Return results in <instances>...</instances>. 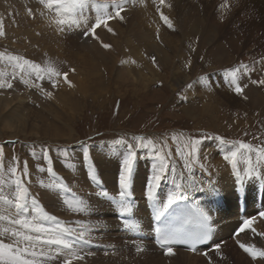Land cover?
<instances>
[{
  "label": "rangeland",
  "instance_id": "obj_1",
  "mask_svg": "<svg viewBox=\"0 0 264 264\" xmlns=\"http://www.w3.org/2000/svg\"><path fill=\"white\" fill-rule=\"evenodd\" d=\"M152 1L139 0L126 5L127 11L123 13L124 20L109 22V27L113 29L112 32L103 27L97 29V35L100 38L98 43L101 46L103 43L110 44L111 48L101 47L93 52L91 49L81 50L78 47L82 53L87 52L90 62L95 67L91 70H84L85 68L80 66L76 57H63L50 50L56 44L50 34H54L56 30L49 26L48 21L44 24L49 34H46L44 38L27 37L24 26L27 18L22 10L25 0H0V17L4 18L6 31V35L0 37V52L23 57L42 67L54 62L62 73H68V79L74 85L70 87L60 78L57 86L53 87L47 79L43 81L37 79L36 74L28 68L24 72L15 69V78H13L15 62L0 59V73H2L0 82L7 80L13 85L10 89L0 88V92L3 91L11 97L16 93H21L22 97L33 106L32 108L40 112L41 116H45L47 121L53 124L55 131L62 134L57 138L47 136L38 138L34 135L14 136L7 129L0 132V147H3L5 153V166L10 165L14 158L21 162V166L24 161H27L28 173L24 177L25 182L30 192L38 200L40 199V204L52 215L56 216L57 213L55 199L59 201L57 204L65 203L66 200L56 196L55 190L46 192L48 188L40 184V181H43L47 185L53 180L51 174L40 171V168L48 167V161L43 158L44 149H47L52 157V166L57 177L69 180L67 177L69 173L82 169L85 171L89 167L90 158L86 160L83 156L69 157L63 149L68 146L73 147L74 144L82 145L81 141L84 142L83 144L92 145L95 142H114L123 139L127 141V144H132L133 149L139 150L141 147L136 146L138 141L134 137L143 136L145 139H152L156 148L163 145L164 153L170 150L168 157L170 164L177 166L178 164L183 166L181 151L186 150L185 146L190 137L200 139L201 143L207 140L218 141L214 138H205L207 135L223 136L228 140L244 141L256 146L264 145V110L253 112L250 108H244V101L238 98L232 88L224 90L226 94L224 96L222 91L213 92L211 89L199 90L200 92L197 91L193 97L189 98L187 95L190 88L187 85L191 84L192 80L186 81L185 79L186 73L192 75L194 71H197L199 72L196 74L197 77L211 78V84L215 87L214 84L218 79L216 72H219L218 76L222 77L219 82L226 81L223 86L228 87V79L225 76L227 70L243 62L244 56H253V59L257 61L264 57V31L256 28L258 20L251 18V14L244 8L233 5L231 11L222 17L219 5L216 4H212L213 6L202 4L186 8L182 6L179 9L170 10L165 6H149ZM142 6H147L149 9ZM157 8L170 20L180 21L172 23L173 27L169 28L161 19ZM89 13L94 14V10L91 8ZM48 35L51 38H48ZM222 38L239 41L232 51L220 47L214 48ZM198 39H202L203 42L199 44L198 41L196 42ZM207 50L210 52H206ZM182 52L184 58L181 60ZM166 55L169 56L165 59ZM153 56L156 58L155 63L151 59ZM228 56L231 57L228 58ZM217 58H220V61ZM104 61L107 67L101 68ZM222 61L223 63H220ZM189 62L190 66H188ZM260 64L264 68V63ZM121 68L123 71L120 74L117 71ZM85 72L86 77L89 75V79L91 78L89 85L85 82L86 91L78 83V79L84 80L78 76L83 77ZM127 75L136 78L144 77L149 94L133 91L140 85L124 77ZM142 77L139 81H143ZM24 79H27L29 83L25 84ZM61 90L69 94V99H59ZM46 92H51L52 96H46ZM181 96H187V100L181 101ZM147 99L150 100L142 103ZM140 100H142V106L139 104ZM60 104H66V107L62 109ZM188 110L194 111V114L198 116L191 117ZM173 137L176 138L173 139ZM33 151L36 156L32 155ZM175 152L178 156L180 154L179 160L174 159ZM147 155L156 156L155 149L152 154ZM218 157L222 164L223 154ZM218 163L215 167L220 166ZM227 164L231 167L228 162ZM56 179L58 181V178ZM248 197L255 200L256 193L253 195L248 189ZM230 207L232 210L236 209L237 197L233 199ZM253 207L251 203L248 213L251 215L249 216L255 215ZM64 215H61L64 217L61 221H70ZM111 215L114 217L113 213ZM123 217V215L117 216L118 219ZM77 220H71V226L77 225ZM81 221L83 222V220L78 222ZM5 224L2 223V226L7 227L8 225ZM232 237L234 236L230 235L225 238L228 241L226 245L229 249L232 248L231 251L234 249L239 252L238 244ZM0 238H3L5 242H12L7 236ZM123 238L118 240L123 241L125 239ZM103 245L96 242L85 246L88 247L87 253L81 251L84 260L74 262V264H94L103 261L107 264H126L130 257L131 264H136L137 258L134 252L131 253L123 247L113 248L112 245L110 247ZM211 251L215 252L214 249ZM212 258L214 264L221 263L218 255ZM50 264H60V262L55 261Z\"/></svg>",
  "mask_w": 264,
  "mask_h": 264
},
{
  "label": "bare ground",
  "instance_id": "obj_2",
  "mask_svg": "<svg viewBox=\"0 0 264 264\" xmlns=\"http://www.w3.org/2000/svg\"><path fill=\"white\" fill-rule=\"evenodd\" d=\"M138 1L139 0H135V2ZM145 1L150 2L151 0H145ZM223 2L224 0H165V3L161 5L159 0H155V4L152 1L149 4V6H165L170 10H175L174 8L179 9L182 6H185L184 8H186L187 6H201L202 4H205L207 6H213L212 4L220 5ZM229 3L241 9L244 8V10H246L251 14V18L258 20V23L255 25L256 28L263 29L264 31V0H238V2L237 0H229ZM24 7L22 8V10L24 11L27 18V20L25 21L26 24L24 25L26 29L25 32L27 37L33 36L36 37L37 39L44 38L46 34H49L44 24L48 21V16L47 15L41 16L40 13L42 11L46 13L47 9L43 7V5L39 2V0H25ZM142 7L149 9V7L147 6H142ZM28 8H31L33 10L34 16L28 14V12L26 11ZM90 10L91 8L87 9L88 12H90ZM24 16L22 17L24 18ZM171 21L172 23H174V22H179L180 20H171ZM54 32H55L54 34L52 33L50 35L52 36L56 44L53 47L51 46L52 47L50 48L51 51L55 52L56 54L62 55L63 57H70V56L76 57L79 60L80 66L85 68L84 70H88V69L91 70V68H95L94 65L90 62L89 56H87V52L84 51V53H82L80 49L81 50L91 49L93 52H96L97 48L102 47L98 43L100 42V39L99 41H97L96 39L91 37L85 38L81 35V32L79 30L66 31L64 33H60L58 31H54ZM50 35H48V38H51ZM197 41L198 43L203 42L202 39H198L196 40V42ZM237 41L239 40L232 38H225V39L222 38L214 46V48L220 47L232 51ZM206 52H210V51L207 50ZM222 55H224V53ZM168 56L169 55H166L165 59ZM185 57H188V55H185ZM230 57L231 56H228V58ZM183 58L184 56L182 52L181 60ZM217 60L220 61V58H217ZM223 61L220 63H223ZM254 61L257 60L253 59V56H249V57L244 56L243 62H239L236 66H238L241 63L252 65ZM123 66L124 65H122V67ZM106 67L107 65L104 61V63L101 65V68H106ZM255 68L256 71L251 74L250 77L251 79H259L261 76H264V72H263L264 68L261 66L260 63L255 64ZM122 71L123 69L121 68L120 70L118 69L117 72L121 74ZM85 74L86 72L84 73L83 77L78 76V78L81 79L84 78V80L78 79V83L80 87L84 88V90L86 91L87 88L86 83L89 85L91 78L89 79L88 77L89 75L86 77ZM196 74H199V72L194 71L192 75L187 73L185 74L186 81L192 80L191 81L192 83L190 82L192 84V88L189 89L187 95L189 98L193 97L194 93H196L197 91L200 92L199 90H206V91L209 90V87L204 86L200 78H205L207 80V82L211 86L210 90L212 89L213 92H216V90L222 91L223 96L226 95L224 90L231 88L230 86L228 87L223 86L226 83V81L222 83L219 82V80L222 78L218 76L219 72H216L218 79H216L217 81L214 84L215 87H213V84H211L210 81L211 78L208 79L206 76L197 77ZM124 77L129 78L135 84L137 83L140 85V87L136 88L133 91H135L136 93L137 91H139V93L141 94L144 93L146 95L149 94L148 93L149 88L146 85L144 77L138 76L136 78L135 76H131V75H127ZM140 77L143 78V81H139ZM241 83L248 84V87L245 88L244 91V95L247 96V99H244L243 96L237 95L239 99H242L244 101V105H245L244 108L246 109L250 108L253 110V112H255V110H259V112H262V110H264V87L250 84L248 77H244ZM64 92L61 90L59 99L62 100L69 99V94ZM149 100L150 99H147V101L140 100L139 104L141 105V101L142 103L143 102L147 103ZM220 104H222V102H220ZM59 106L62 107V109H64L66 107V104H60ZM32 107L33 106L29 104V101L22 97L21 93H16L14 96L11 97L8 94L3 93V91L0 92V132L7 129L10 131L11 135L14 136L22 134L28 136L34 135L35 137L38 138L46 137V136L49 138L60 137L62 134H60V132L55 131L53 124L49 123L45 118V116H41L40 112L36 111ZM70 108L73 109L72 107ZM209 111H213V110H209ZM191 112H193V114H191ZM189 113L191 117L196 115L194 114V111H189ZM213 113L214 112H212V114ZM197 116L198 115H196V117ZM74 145L73 147L70 148L69 146L64 147L63 149L65 154L69 157L70 156L85 157V152H87V155L89 154L88 152H90L89 154L90 157L88 156L90 158L89 165L91 164L95 168L98 180L101 181L102 183L98 184L97 182L91 180V178L88 176V172H86V170H89L88 167L85 171L84 169H82L69 173L67 176L69 180H63L72 189V193H65L63 191H58L56 189H50V188H48L46 192L50 190L51 191L55 190L56 196L58 195L59 198H62L68 202L74 203L76 199H82L84 201V204L87 205V210L79 213L77 212L73 213V211L69 210L67 204L65 203L57 204L59 201H57L56 199L54 204L57 207L56 216L59 217L60 221L62 218H64L61 216L63 214H65L64 216L69 218L70 221L73 219H78L76 223L77 225L74 226H71L70 221L67 222L61 221L65 223L66 226L72 228H79L80 224L78 223V221L83 220V222L86 225L91 227V231L88 233V237L92 240L91 244L97 242L99 244H104L103 246L108 245L110 247L112 245L113 248H117V247L126 248L131 253L134 252L136 254V258H137V260L135 261L136 264L139 263L140 264H148V263L207 264L206 258L200 253L209 250L212 244L221 242L222 247L219 256V260L221 263L219 264H263L264 263V260H260V259L253 261L252 258L247 253H245L237 243V241L239 240L241 243H246V244L251 243V244H255L257 247H264V237H260L258 235L252 234L250 231L241 233L239 236L235 235V232L240 227L242 221L245 218H249L252 216L257 217V220L254 223V227H256L257 232H264V223H263L264 218H260L258 215L260 211H264V164H261L259 166L261 176L246 178L242 184H239L236 181L234 172L231 171L232 168L228 166L227 162L224 161L221 164L220 162L221 160L218 159L219 158L218 155L223 154V152L221 151L222 146L220 145V142L218 141L210 142L209 140L202 142L199 145L198 155L200 162L208 166V171H202L200 168L194 167L193 173L197 178V180L201 181L199 187L202 188L203 191L193 192L192 195L189 197L194 199L198 203V205L204 209L206 214L210 216L211 218L210 221L214 229V236L209 246L198 248L196 253H193L183 247H174L175 255L168 256L165 254V249H163L162 247H158L154 242L153 223L154 220L156 219V208L153 207L152 202L149 201L146 196L147 182L151 178L153 165L158 162L156 156L151 155L149 157L147 155V154L150 155V153L152 154L154 152V149L153 148H140L139 150L132 149L136 153V160L134 164V173H133V184L131 188L132 195L129 198L132 206V211L130 213L124 214L123 215L124 217L122 219H118L117 216L121 215L118 205L115 200H112L109 197H117V199L119 198L118 197V193L120 190L119 173L120 171H122L123 159L127 156L129 152V148L127 147V144H116L113 141L111 142L105 141L104 143L95 142L92 145H86V144L75 145V146ZM223 147L230 148L231 146H223ZM177 154L178 153L175 152L173 156L174 159L179 160L178 157L180 156V154L179 156ZM218 160L220 164L218 163ZM217 163L220 165L218 166L219 168L215 167ZM175 166L177 172L183 171L185 172V174L187 173V171L183 168L181 164ZM245 167L246 165L244 164L243 160H241L240 168L242 174ZM209 173H211V175H209ZM56 178H58L59 181L60 178L59 177ZM210 181L211 184H209ZM213 185L215 186V190L212 187ZM170 187H171L170 181H165L161 184V187L158 190V195L160 196L161 200H163L166 197L167 191ZM248 189H250L251 194L254 195L256 193L255 200H251L248 197ZM101 190L107 191L109 193V197L99 195L98 193ZM73 194L75 195L73 196ZM236 197H237V207L235 210H232L230 205L233 199H235ZM49 199L51 200V198ZM241 200L246 201L245 202L246 209L243 215H241L239 212V203ZM251 203H253L254 205L253 208L255 210V215L253 214L252 216H249L251 215L248 214ZM111 213L114 214V217L111 215ZM129 225H135L137 227H130ZM230 235L234 236L232 237V239L238 244L237 248L239 252L237 250L234 251V249L233 251H231L232 248L229 249L227 247L226 244L228 241L227 239L225 240V238ZM120 238H123L124 240L123 241L118 240ZM85 246H89V244L82 246L81 251L87 253L86 251L88 250V247ZM138 246H141L143 248V251L137 252L136 248ZM209 255L213 257L214 255L217 254L215 252L209 251ZM130 260L131 257L127 259L126 264H131L132 261ZM104 262L105 261L95 262L94 264H107Z\"/></svg>",
  "mask_w": 264,
  "mask_h": 264
},
{
  "label": "snow or ice",
  "instance_id": "obj_3",
  "mask_svg": "<svg viewBox=\"0 0 264 264\" xmlns=\"http://www.w3.org/2000/svg\"><path fill=\"white\" fill-rule=\"evenodd\" d=\"M39 2L47 9V13L42 11L40 15H47L49 26L56 31L64 33L79 30L83 37H91L99 41L97 29L103 27L112 32L113 29L109 27V22L112 20L123 21L125 18L123 13L127 11L126 5L134 3L135 0H39ZM159 2L163 5L165 0H159ZM153 3H155V0H153ZM89 8L94 10V14L87 11ZM231 8L232 5L229 0H224L219 5L222 17H225L231 11ZM26 11L29 15L34 16L31 8ZM157 11L160 13L163 22L169 28H172L173 24L170 18L164 15L159 8H157ZM5 35L4 18L0 17V37ZM102 47L108 49L111 48V45L103 43ZM0 59L15 62L13 78H15V69L24 72L28 68L36 74L37 79L41 81L47 79L53 87L57 86L60 78L68 83L70 87L74 86L68 79V73H62L54 62L42 67L40 64L23 57L6 55L3 52H0ZM151 59L153 63L156 62L154 56ZM259 63H264V57L259 61H254L252 65L241 63L225 72L228 84L236 95L247 99L244 91L248 84L241 83L244 77L249 78L250 84L264 87V76L259 79L250 78L251 74L256 71L255 64ZM188 66H190V62ZM72 71H75V69H72ZM200 79L204 86L209 87L210 90L211 86L207 80L205 78ZM23 82L25 84L29 83L27 79H24ZM3 87L10 89L13 85L5 80L0 82V88ZM187 87L192 88V84H188ZM45 95L51 97L52 93L46 92ZM180 99L181 101L187 100V96H181ZM175 138L173 137V139ZM205 138H214L220 142L223 159L231 165L237 183L242 184L246 178L261 176L259 166L264 164V145L256 146L244 141L228 140L223 136L211 137L206 135ZM134 139L138 141L136 145L138 147L155 149L158 161L153 165L151 178L146 185L147 199L156 208L158 225L155 231L158 234L157 243L165 249V254L168 256L175 255V245H186L189 251L196 253L199 245L208 244L212 240L214 229L210 226L211 218L198 206L193 208L186 205L183 209L174 208V206H178L179 202L187 201L193 192L203 191L199 187L201 181H198L193 173L194 167L197 166L202 171H208V166L200 162L198 155V146L201 140L189 138L185 146L186 150L181 151L183 168L187 169L185 174L183 171L177 172L176 166L170 164L168 158L170 150L168 153H164L163 145L156 148L152 139H145L143 136L134 137ZM80 143L83 144L84 142L81 141ZM114 143L127 144V141L120 139L114 141ZM228 145L232 147H223ZM127 147L129 152L123 159L122 171L119 173V198L109 197V193L105 190L98 193L115 200L121 215L132 211L129 198L132 195L131 188L136 153L132 150V144H127ZM43 152V158L48 161V167L46 169L40 168V171L51 174L53 180L47 185L43 181H40V184L46 188L72 193V189L62 178L57 181V174L52 166V157L47 149H44ZM4 155L3 147H0V222L8 225L5 227L0 223V237L7 236L11 238L12 242H5L3 238H0V264H50V262L55 261H59L60 264H74V262L83 261L84 255L81 254V249L82 246L92 243V240L88 237L91 227L84 222H78L80 224L79 228L66 226L65 223L60 221L59 217L47 212L36 196L30 192L25 182L24 177L28 173L27 161H24L21 166V162L14 158L12 163L6 167ZM32 155L36 156L35 151L32 152ZM85 159H89L87 152H85ZM241 160L246 165L243 174L240 168ZM5 176H7L6 179ZM88 176L92 181L98 184L102 183L98 180L96 170L91 164L89 165ZM165 181H170L171 187L168 189L166 197L161 200L158 190ZM209 184H211V181ZM212 187L215 190V186ZM65 203L69 210L73 212L79 213L87 210V205L84 204L82 199H76L74 203L68 201H65ZM172 212L177 214L170 220L169 217ZM258 215L260 218H264V211H260ZM162 217L163 219H161ZM256 220V216L245 218L236 230L235 235L239 236L241 233L250 231L252 234L264 237V232H257L256 227H254ZM129 226L137 227L135 225ZM237 243L253 261L257 259L264 260V247H257L251 243H241L239 240ZM221 247L222 243H215L211 245L209 250L200 254L206 258L207 264H214L209 251L214 249L215 253L220 256ZM136 251L141 252L143 248L138 246Z\"/></svg>",
  "mask_w": 264,
  "mask_h": 264
}]
</instances>
